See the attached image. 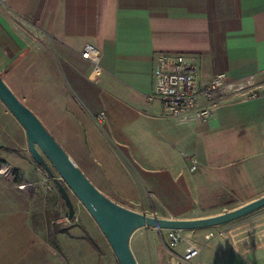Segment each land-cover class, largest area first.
I'll return each mask as SVG.
<instances>
[{
	"label": "crops",
	"instance_id": "1",
	"mask_svg": "<svg viewBox=\"0 0 264 264\" xmlns=\"http://www.w3.org/2000/svg\"><path fill=\"white\" fill-rule=\"evenodd\" d=\"M87 45L100 52L98 75L81 56ZM161 53L198 55L203 85L220 73L253 78L257 96L229 95L211 120L178 126L150 99ZM0 75L43 123L73 122L88 154L91 144L108 153L99 126L111 124L151 198L185 196L169 218L214 217L264 197V0H8ZM25 142L0 125V162L18 166ZM35 177L25 189L0 178V264H99L86 237L59 234L55 246L36 228ZM253 223L232 237L252 256L246 264H264V214Z\"/></svg>",
	"mask_w": 264,
	"mask_h": 264
},
{
	"label": "rangeland",
	"instance_id": "2",
	"mask_svg": "<svg viewBox=\"0 0 264 264\" xmlns=\"http://www.w3.org/2000/svg\"><path fill=\"white\" fill-rule=\"evenodd\" d=\"M80 105L85 108L82 102H80ZM3 109L7 110L5 107ZM43 124L55 137L57 142L62 147L64 146L63 148L80 169H83L91 182L99 190H102L108 198L113 200L121 198L123 204L136 208L140 213L167 219H174L169 217L173 214H178L184 207L186 200L183 194L176 193L172 197L166 195L152 196V198L147 194L145 183L139 178L140 171L137 165L128 157L121 139L112 130L111 124L107 125V123H104L101 126L98 125L99 128L101 127L105 148L107 147L108 153H104L106 156L102 155L101 147L97 146V148L95 144H91L89 149L91 154H88V150L82 146V143L85 142L86 144V141L70 136L73 132L68 131V129H73V122H47ZM0 125L3 132L5 130L9 131L15 139H18V136L22 133L25 135L22 126L10 113L9 115L4 114L2 116ZM63 135H66V137ZM18 155V166H12L7 162H0V178L12 184L16 180L26 184L35 177L33 173L36 175L37 183L29 186L27 189H30L36 197L35 206H37V212L35 213V226L39 230L42 228L44 231L42 232L43 236H47L50 240L57 239V235L59 234L60 236L66 235V239H72V236L89 238L97 247L96 251L99 261L101 260L103 264H119L103 232L70 190L69 194L75 206V217L70 224L56 223V221L63 220L66 217V213L68 215V210L65 212L61 207L60 200L62 197L56 183L52 182L50 184L52 186L51 191L47 192L44 189L43 182L47 180L48 173L33 160L28 150L27 139L25 148L18 150ZM109 157L113 158L115 163L111 164ZM28 163L30 166H27ZM52 169L55 176L58 177V173L53 167ZM125 181L131 185L126 184ZM62 183L64 184L63 181ZM121 183H124V186H121ZM26 187L27 184L24 188L19 186V189H25ZM134 193L138 194L137 196L141 200L139 203H136L134 200ZM263 214L264 207L228 224L207 229L187 230V233H189L192 241L199 247L205 246L203 260L206 264H246L249 260L252 261L253 258L248 250L243 248L238 236L236 238L232 237L233 229L234 227H247L250 224H254L253 222ZM222 230L226 233L225 237L209 240L210 231ZM164 237L167 240L166 232L164 233ZM68 245L67 247H69ZM131 248L138 264H170L171 256L164 248L159 234L152 228L137 230L132 236ZM64 257L67 264L70 263L68 261L69 256Z\"/></svg>",
	"mask_w": 264,
	"mask_h": 264
},
{
	"label": "water",
	"instance_id": "3",
	"mask_svg": "<svg viewBox=\"0 0 264 264\" xmlns=\"http://www.w3.org/2000/svg\"><path fill=\"white\" fill-rule=\"evenodd\" d=\"M0 101L25 131L28 150L36 164L55 180L68 210L75 217L69 190L85 207L106 237L119 264H138L131 248L133 234L142 228L197 230L219 227L236 221L264 207V197L221 215L201 219H167L149 216L126 208L103 194L76 165L39 117L9 88L0 75ZM52 166V167H51Z\"/></svg>",
	"mask_w": 264,
	"mask_h": 264
},
{
	"label": "built area",
	"instance_id": "4",
	"mask_svg": "<svg viewBox=\"0 0 264 264\" xmlns=\"http://www.w3.org/2000/svg\"><path fill=\"white\" fill-rule=\"evenodd\" d=\"M0 3L7 5L8 0H0ZM81 56L94 65L95 75L102 72L100 52L95 46L87 45ZM256 88L253 78L235 81L226 73L214 75L208 84L203 85L200 82L198 55L161 53L155 58L154 84L150 99L160 103L162 114L166 118L171 119L178 126H186L211 120L215 111L229 95L256 97ZM104 120L105 114L101 113L97 122L101 124ZM71 160L73 161L72 158ZM197 165L198 162L194 160L192 170H196ZM46 179L43 185L47 192L52 190L50 185L52 182L55 183V180L62 182L60 176L53 178L47 175ZM60 204L67 212L63 198ZM73 219H70L69 214L66 213V217L56 223L70 224ZM152 229L159 234L164 248L171 256L170 264H206L203 260L205 246L199 247L195 244L186 230ZM165 232L167 240L164 237ZM224 236V230L209 232V240Z\"/></svg>",
	"mask_w": 264,
	"mask_h": 264
},
{
	"label": "trees",
	"instance_id": "5",
	"mask_svg": "<svg viewBox=\"0 0 264 264\" xmlns=\"http://www.w3.org/2000/svg\"><path fill=\"white\" fill-rule=\"evenodd\" d=\"M50 231L52 232V230L50 229ZM52 234V233H51ZM52 236V235H51ZM90 245H92L93 246V248H95L96 250H97V247L95 246V244L93 243V241L91 240V239H89V238H86L85 239ZM51 243H53L55 246H57L56 245V242H55V239L54 240H51ZM99 264H103V262L100 260L99 261Z\"/></svg>",
	"mask_w": 264,
	"mask_h": 264
},
{
	"label": "bare ground",
	"instance_id": "6",
	"mask_svg": "<svg viewBox=\"0 0 264 264\" xmlns=\"http://www.w3.org/2000/svg\"><path fill=\"white\" fill-rule=\"evenodd\" d=\"M74 162V161H73Z\"/></svg>",
	"mask_w": 264,
	"mask_h": 264
}]
</instances>
